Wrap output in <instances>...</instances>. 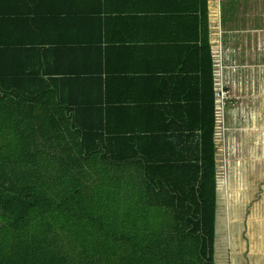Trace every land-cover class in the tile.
<instances>
[{"label": "crops", "instance_id": "obj_1", "mask_svg": "<svg viewBox=\"0 0 264 264\" xmlns=\"http://www.w3.org/2000/svg\"><path fill=\"white\" fill-rule=\"evenodd\" d=\"M0 78L50 83L153 164L196 156L221 111L231 264H264V0H0Z\"/></svg>", "mask_w": 264, "mask_h": 264}, {"label": "trees", "instance_id": "obj_2", "mask_svg": "<svg viewBox=\"0 0 264 264\" xmlns=\"http://www.w3.org/2000/svg\"><path fill=\"white\" fill-rule=\"evenodd\" d=\"M87 109L0 78V264H231L221 111L196 156L153 164Z\"/></svg>", "mask_w": 264, "mask_h": 264}, {"label": "built area", "instance_id": "obj_3", "mask_svg": "<svg viewBox=\"0 0 264 264\" xmlns=\"http://www.w3.org/2000/svg\"><path fill=\"white\" fill-rule=\"evenodd\" d=\"M217 96L220 99L222 106L224 107L226 105V101H227V98H228V92H226L225 90L221 89L217 93Z\"/></svg>", "mask_w": 264, "mask_h": 264}, {"label": "rangeland", "instance_id": "obj_4", "mask_svg": "<svg viewBox=\"0 0 264 264\" xmlns=\"http://www.w3.org/2000/svg\"><path fill=\"white\" fill-rule=\"evenodd\" d=\"M224 169H225V164H224Z\"/></svg>", "mask_w": 264, "mask_h": 264}]
</instances>
